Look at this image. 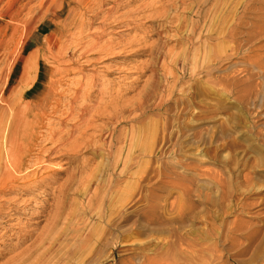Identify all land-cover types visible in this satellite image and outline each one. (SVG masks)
<instances>
[{
    "label": "rangeland",
    "instance_id": "obj_1",
    "mask_svg": "<svg viewBox=\"0 0 264 264\" xmlns=\"http://www.w3.org/2000/svg\"><path fill=\"white\" fill-rule=\"evenodd\" d=\"M118 1L121 2H117L118 6L111 11L113 17L110 14L108 18L111 24L103 27L101 22L115 0H104L101 4L96 1L95 4L100 6L83 16L91 27L82 29V34L79 26L69 24L59 12H52L54 4L47 5L45 10H49L40 24L37 23L40 29L24 43L16 68L23 65L30 49L40 47L48 52L47 42L54 43L51 49L54 48L53 56L58 60L40 59L42 68L53 71L60 66L80 67L82 64V72L77 70L59 80L63 85H56L55 95H61L62 88L74 89L79 79V82L87 81L94 74L98 75V88H93L90 98H81L78 99L81 103H75L90 106V116L84 117L89 120L90 127L81 126L76 128H81V132H77L73 128L77 118L63 123L67 112L55 115L51 112L53 105L47 108L44 118L51 130L62 123L63 126L60 124L55 130L54 140L58 144L64 132L74 129V136L78 135L77 143L93 138L97 150L83 148L79 152L78 159L83 164L75 174V181L81 180L77 188L73 186L67 190L63 186L60 189L74 164L62 156L53 158L54 155L49 160L50 166L57 167L52 179L37 186L40 182L33 181L32 176L26 186L19 185L0 196V215L4 213L2 218L0 216V264L13 262L9 256L29 246L42 234L44 218L54 213L56 201L58 211L63 213L57 228L64 239L68 238L69 244L76 239L72 236L76 224L80 225V233H89L85 246L70 264H264V0H224L220 10L222 18L217 26L200 29V36L195 35L192 45L187 37L189 23L195 17L188 1L187 7L177 6L167 18L159 17L157 13L148 15V10L158 6V0ZM12 2L2 0L0 12ZM65 8L67 10L69 5ZM5 24H0V37L6 29ZM207 30L217 34L204 41L202 34L206 35ZM92 31L101 35L99 42L110 39L116 44V52L84 57L88 45L85 42L97 39L88 35ZM142 34H145L147 45L164 44L166 53L162 55L167 61L154 67L158 82L164 86L159 88L163 97L152 94L149 103L146 97L140 102L138 93L141 96L140 91L152 75V71L144 68L150 62V56H131V47H127L132 38ZM68 37L69 41H66ZM13 42L4 54L0 51L1 86L7 82L6 72H11L7 62L15 55L17 40ZM34 64L35 59L30 65ZM47 75L58 76L54 71ZM31 76L26 68L24 73L14 74L9 89L13 86L12 92L24 89ZM44 78L37 81L34 89L45 87ZM100 92L103 101L118 92L126 100L130 99L124 109L128 118L114 126L106 122L104 115L98 117L96 111L92 112ZM63 98V102L67 100L65 96ZM134 101L142 103L143 107L133 120L127 110ZM48 103L53 104V101ZM61 105L63 107L64 103ZM55 119H58L57 123ZM132 123L134 127L138 126L134 134L130 127ZM104 125L106 128L100 136L98 126ZM44 130L43 139L48 133ZM110 134H113V143L108 155L101 144L102 139L109 141ZM87 185L91 186L89 193L85 189ZM97 187L100 190L98 201L85 213L86 197ZM82 216L87 219L84 223H81ZM21 230H31L30 233L27 231L26 240L19 238L24 233ZM9 231H13L12 234ZM64 249L65 245L59 248L61 252Z\"/></svg>",
    "mask_w": 264,
    "mask_h": 264
},
{
    "label": "bare ground",
    "instance_id": "obj_2",
    "mask_svg": "<svg viewBox=\"0 0 264 264\" xmlns=\"http://www.w3.org/2000/svg\"><path fill=\"white\" fill-rule=\"evenodd\" d=\"M1 1L2 0H0V2ZM33 1H35V0H26L24 2H23V0H13L11 5H9V3H7L8 5L6 6V9L4 8L5 9L4 12H0V24L6 23L5 24L6 29L0 37V51H1V53L5 52V50L14 41V39L17 40V47L14 49L15 55L12 54V55H14L13 58L11 60L9 59V61L7 62V64L10 63V65H11V72L10 73L6 72V73H8L6 84H4L3 86L0 85V196L2 194H5L6 192L11 191L12 189L16 188L19 185H25V183L30 181L31 178H33V177H34L33 181L40 182V184L39 183L36 184L37 186L41 185V183L43 184L45 182V180H47V179H50V178L52 179V175L57 170V167H56V165L50 166L49 160H51V157L54 155L55 156L53 158H58V157L62 156L63 158L68 159L69 163L74 164V167H73L72 171L70 172V174L68 175V177L66 178L65 182L60 185V189L62 190L63 186H66L67 190L72 189L73 186H75V188H77V186L80 184L81 180L79 182L78 181L76 182L75 181V174L80 171L79 169H81L80 167H82V164H83L78 159L79 152L83 148L86 150H97L96 149L97 147L94 145V139L93 138L89 137L88 139H84L83 141L77 143L76 140H77L78 135H76L77 137L74 136L73 130L76 128H79L81 126H83V127L85 126L84 128H86V127L88 128L91 126L89 123V120H87V118L86 119L84 118L85 115L91 114V113H89L90 106H80V104H77V105H79V106H77V105H75V103L76 102L81 103L78 101V99H81V98L83 100H85V99L88 100V97L90 96L92 90H94L93 88H95V87H96V89L98 88L97 84H96L97 83L96 82V80H97L96 76H98V75L94 74L90 78V80H88L85 77V79H87V81L82 80L79 82V80H80L79 79L78 83L77 82L75 83L77 86L74 89H71L72 91L69 90V88H67V87H66L67 89L66 88L63 89L62 87H60L63 90V91L61 90V95H55L54 90L56 89V87H58L61 84L63 85V83L59 82V80L61 79V81H62V79L70 73L75 74V71H77V70L81 71L80 67L82 64L80 65V67L78 65H75L73 67H68L69 66L68 64H67L68 66L65 65V66H60V67H56L54 65L56 67V68L54 67L55 69L53 70L54 75H58V76L47 75L49 73V71L50 72H53V71H51V69L49 70L48 68H42L39 65V60L40 59H47V60L53 61L54 59H57L53 56V53H56L54 51V48H53V50L51 49V47L54 46V43L51 44L49 42H47L48 52H46L44 49L42 50L40 47H35L34 49H30V51H28L26 57L24 58V63L20 68H16L15 65L18 62L17 60H18L20 53L23 51L24 43L27 40V38L31 37V35H33V33H35L36 31H38L40 29V25H39L40 21H41L42 17L44 16L45 12L47 10H49V8H47L45 10V7L47 5L49 7V6H51V4H54L52 12L53 11L54 12L57 11L55 13L59 12L60 15L65 16L64 18L67 19V22L69 24H71L72 26H76V27L79 26V28H80L79 33L82 34L84 29L88 30L91 27L90 23L88 21L86 22V20L83 18V16H85L88 12H93V8L95 6L96 7L100 6L99 4H95L96 1L101 4L104 2V0H99V1L98 0H36L37 3L36 2L32 3ZM158 1H159V4L157 7L148 10L149 16H152L155 13H157V15L159 17L167 18L169 13H172L173 10L176 11L175 9L177 8V6L181 7V8H185V7H187V4L191 5L192 10L194 11L193 14H194L195 20H193L191 22V24L189 23L190 29H189L187 39H188L190 45H192L193 39H196L195 35L198 33V31L200 29H203L204 26H209V25L210 26L213 25V27H214V25L217 26V24L219 23V21L222 18V16L220 15V12H221L220 10H221V5L224 4V0H158ZM187 1H188V3L186 4ZM117 2H121V1L115 0L112 7L109 9V11H107V13H106L107 15H106L105 19L102 20L101 27L109 26L111 24L112 21H108V18L111 17V15L113 17L112 13H114V12H111V11H112V9H115L118 6L117 4H119V3H117ZM65 4L69 5V8H67V10L65 8L67 5H65ZM143 5L145 6V4H143ZM146 5H147V1H146ZM148 6L150 7V5H148ZM146 8H147V6H146ZM178 9H180V8H178ZM178 9H177V11H179ZM136 12H137V10H136ZM132 13H133V11H132ZM130 15H131V12H130ZM95 16L96 15H94L93 17H95ZM179 21H180V19L178 20V22ZM37 23H39V24H37ZM207 23H209V24H207ZM181 24H184V23H181ZM65 25H66L65 26V28H66L67 24L65 23ZM101 27H100V29H101ZM209 28H211V27H209ZM76 29H78V28H76ZM207 31L208 32L206 33V35L202 34V36L205 38L204 41L209 39L210 36H212V34L215 33V31H212V30H207ZM91 34L94 35L97 39L96 40L94 39L95 41H92V42L89 41L90 43L85 42L86 45L87 44L88 45L86 46L87 49L84 52L85 53V55H83L84 57H86V58L91 57V56L96 57L99 55L100 56H106L108 54H112V53L116 52V51H114V49L117 48L116 44H114L110 39H108V40L105 39L104 41L102 40L103 42H99L101 35L99 33L93 32V31L88 35H91ZM216 34H214V35H216ZM66 35H68V34H66ZM66 35H65V38H67ZM76 35L77 34H75V36ZM198 35L200 36V32L198 33ZM37 36H39V35H37ZM71 38H72V36H71ZM81 39L82 38H80V40ZM144 39H145V34H142V36H139V37H134V38H132V40L130 41V43L128 44L127 47H131V52L129 51V53H130L129 55H131V56H136V55H141V54H147L150 56V62H148L146 65H144V68L152 71V75H151L150 80L144 85L142 91H140V92H142L141 93L142 97L140 96V93H138V100H140V102L144 101L145 100L144 98L146 97V101H147V103H149L148 99L151 98L150 96L152 94H153V96L159 94V97H163V95L161 96V91L159 90V88L163 84L161 85L160 82H158L156 72L154 71V67L157 66L158 64L164 65L167 61L165 62V55L164 56L162 55V53H166L164 50V47H163L164 44L160 45L161 47L159 46L158 42H156L155 44H152V45H147V42ZM160 39H158V40H160ZM76 40H78V39H76ZM66 41H69V37ZM68 43H70V42H68ZM77 43H79V42H77ZM80 44H81V42H80ZM138 44H142V46L141 47L136 46ZM118 46H120V45H118ZM122 46H123V44H122ZM72 47H73V45H72ZM193 47H195V46L193 45ZM8 50H9V48H8ZM163 50H164V52H163ZM191 51H192V48H191ZM196 51H197V49H196ZM60 52H62V51L60 50ZM117 52H118V50H117ZM58 53H59V51H58ZM62 53H64V52H62ZM0 55L2 56V54H0ZM194 55H195V53H194ZM194 55H193V57H194ZM8 57H10V56H8ZM52 57H54V58L52 59ZM33 59H35V64L30 65V63L33 61ZM83 59H85V58H83ZM99 59H101V57ZM180 59H181V57H180ZM170 60H171V58H170ZM62 63H65V62H62ZM25 68H26V72L29 71L32 74V76L30 77V79L27 80V82H25L24 89H20L17 92H12V89L14 86L9 89L10 83L13 82V81H11L12 76L14 74L18 75L19 72H20V74L24 73ZM95 72L96 71H94V73ZM46 76H49V78L46 79ZM68 76H70V75H68ZM42 77L43 78L45 77L44 78L45 84H46L45 87L43 89H34L36 86L35 84ZM68 79H71V78H68ZM17 82L20 83V78L17 79ZM71 82L74 83V81H71ZM15 85H16V83H15ZM56 85H58V86H56ZM73 85L74 84H72L71 86H73ZM66 86H68V85H66ZM163 87L164 86H162V88ZM57 89H56V91H57ZM100 94H101L100 96L98 95L100 98H98L99 101L96 104L97 106L95 105L96 107L94 106L92 108V109H94L92 112L96 111L95 113H97L98 117H100L101 115H104L106 117V122L108 124H111L114 126H116L117 124L123 122L126 118H128L127 115L126 116L124 115V109L126 108L125 105L128 104V102H127L128 99L126 100L123 94L118 92L114 95H110L109 98L106 99L105 101H103L104 99L102 98V96H103L102 92H100ZM63 96H65V98L67 99L64 102L62 101V99H64ZM51 100L53 101V104L48 103L49 101L51 102ZM132 100H133V98L131 99V101ZM134 100L137 102L136 98H134ZM163 100H164V98H163ZM135 101L131 103L129 110H127L128 111L127 114L132 115L133 120L137 117V114H136L137 111H139L143 107L142 103L140 105V102L136 103ZM159 101L161 102V100H159ZM158 102L156 101V103H158ZM62 103H64L63 107L61 105ZM83 103H84V101H83ZM46 104H48V105H46ZM51 105L54 106L52 111H51L54 114L57 112H59L57 114H63V112H65V113L67 112L65 120L62 121L63 123L65 121L68 122L69 120L75 121V119L77 118V121L73 122V126H74L73 128L74 129H72L70 131L67 129L68 130L67 132H64L66 130L62 129L64 132V136H63V139L60 141L59 144L57 143V141L54 140L55 136L57 135L55 130H57L60 127V124L62 125V123H60L59 127L57 128V127H54V124L52 122V124H53L52 127H54V129L55 128L56 129L51 130L52 129L51 126L49 125L51 129L48 128V123L44 122V118H46L45 114H46L47 108H49V106H51ZM160 105H162V104H160ZM144 106H145V103H144ZM149 106H150V104H149ZM61 107H62V109H61ZM145 108H148V107L146 106ZM49 114H50V112H49ZM93 115H94V113H93ZM48 118H50V117H48ZM57 118H58V116H57ZM88 118H90V117H88ZM58 119H57V121H56V119L54 121H56V123H57ZM90 121H92L91 118H90ZM95 121H96V119H95ZM132 122H134V121H132ZM95 125H96V123H95ZM130 127H132V130H133L132 133L134 134L136 129H135L133 123ZM63 128H66V127H63ZM104 128H106V125L98 126L97 131L99 132L100 136H101L102 132L104 131ZM44 129L48 130L47 131L48 132L47 137L45 139H43L44 138L43 131L45 132ZM77 130L80 131L81 128L76 129V131ZM44 134H46V133H44ZM79 134L81 135V133H79ZM84 134H86V132ZM133 134H131V136ZM91 136H92V134H91ZM112 136H113V134H110V136H109L110 139L108 138L109 141L102 139L101 148L104 151H106L108 153V155H109V151H110L109 148L112 146V143H113V137ZM121 136L122 135H120V137ZM61 137H60V139H61ZM133 139H135V138H133ZM68 146H69V148H68ZM113 147H115V146L113 145ZM56 154H58V155H56ZM115 160H116L115 163H117V158ZM68 162H64V163H68ZM39 173H40V175H38ZM29 184H30V182H29ZM81 184H83V183H81ZM90 187L91 186H89V185H87L85 187V189L87 190L86 191L87 193L90 192ZM98 188L99 187L92 190L91 195H89L88 197H86L87 193L85 194V197H86V202L84 204L86 207L85 213L88 212L89 210H91V208H94V204L98 201L97 198L100 194V190ZM60 189H59V191H60ZM101 194H102V192H101ZM3 203H6V202H3ZM58 207H59V205H58V202L56 201L54 203L55 210H54L53 214L49 215L46 212V214L48 215L47 217L45 216V214H42V215H44L43 217H46V218H44V219H46V221H44L45 224L43 225V228L40 232L42 234L39 235L36 239H34L33 242L29 246H26L25 248H23V246H25L23 244V246L20 247V248H23L21 251H18V252L16 251V253L13 256H11V257L9 256L10 258L8 257V259H12L13 262L11 261V263H5V264H70L73 257H75V255L78 254V252H80L81 249L85 246V242L87 241V239L89 237V233L83 234L82 231H81L82 233H80V230H79L80 225L78 226V224H76V227L73 226L74 228H73V232H72V236H74L76 239L72 243L69 244L67 242L68 238L64 239L62 237L60 229L57 228V226L59 225L60 218L63 217V213H61L60 210L58 211ZM47 209H48V207H47ZM85 213H84V215H85ZM98 213H99V211H98ZM0 216L2 218V216H4V213H3V215L1 214ZM81 218H83V216ZM85 221H87L86 217L82 219L81 223H84ZM18 224H20V223H18ZM21 226H23V225H21ZM26 226L27 225H25L24 227H26ZM12 229H14V228H11V230ZM38 229H36V230L38 231ZM23 231H24V233L21 234V237H19L20 239H22V241L26 240L25 238L28 236L27 231H29V230H27V231L23 230ZM30 231H29V233H30ZM11 232H13V231H11ZM11 232H10V234H12ZM14 232L16 233V229L14 230ZM17 232H18V230H17ZM33 235L35 236L36 234H33ZM33 235H31V236H33ZM7 237H9V235ZM13 237H17V236H13ZM5 240H7V239H5ZM67 243H68V246H67ZM64 245H65V249L63 252H61L59 250V248L61 246H64ZM6 246H8V245H6ZM10 249H12V248H10ZM0 252H2V251H0ZM13 252H15V251H13ZM10 255H11V253H10ZM6 259H7V256H6ZM7 260H5V262Z\"/></svg>",
    "mask_w": 264,
    "mask_h": 264
}]
</instances>
